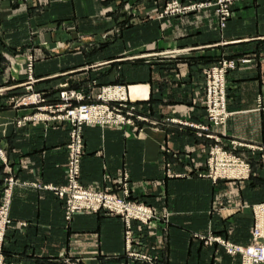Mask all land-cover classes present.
<instances>
[{"label":"crops","instance_id":"obj_1","mask_svg":"<svg viewBox=\"0 0 264 264\" xmlns=\"http://www.w3.org/2000/svg\"><path fill=\"white\" fill-rule=\"evenodd\" d=\"M164 2L0 0V186L9 176L18 182L3 242L5 264H61L65 258L82 264H239L237 256L206 240L214 236L239 246L251 243L250 206L264 202V165L250 161L252 176L245 181L198 177L213 141L167 120L204 121L199 66L223 57L244 59L249 62L228 75L231 116L222 138L264 144V108L256 104L257 96L264 94V0L234 4L223 30L210 11L158 20ZM124 21L130 27L121 37L110 32V38L102 40L103 31ZM30 29L35 30L33 87L48 100L56 99L61 84L87 92L94 80L96 87L87 92L94 96L99 86L123 83L129 103L148 116L150 123L140 130L84 126L80 182L118 191L124 181L129 199L153 208L155 218L145 225L132 224L129 233L130 250L148 256L149 262L128 256L126 228L119 217L79 212L65 223L63 200L30 186L65 183L70 130L60 122L23 123L31 110L14 109L10 103L28 84L17 62L27 54ZM53 30L61 47L49 54L55 45ZM79 43L100 46L62 50ZM128 44L133 54L155 56L127 62L122 56ZM186 48L195 50L156 56L162 50ZM167 165L184 176L168 177Z\"/></svg>","mask_w":264,"mask_h":264},{"label":"built area","instance_id":"obj_2","mask_svg":"<svg viewBox=\"0 0 264 264\" xmlns=\"http://www.w3.org/2000/svg\"><path fill=\"white\" fill-rule=\"evenodd\" d=\"M241 0H212L207 4L184 6L174 0L166 8L164 14H185L199 9L214 7L218 15V25L223 29L231 17L233 3ZM145 57H148L146 55ZM248 60H242L247 63ZM234 61H221L215 65L201 69L200 85L202 106L205 113L204 121L190 123L175 119H168L172 124L193 129L198 137L212 140L213 144L207 148L204 169L197 176L207 178L213 182L217 180L245 181L250 175L249 159L258 154L264 160V144L250 143L242 140H232L225 144L223 134L214 133L212 130L224 127L231 113L227 108V91L225 75L229 69H234ZM30 71V69H29ZM62 105L43 107L44 100L37 94L33 97H23L17 107L34 105L37 113L31 117H24L21 122H60L70 126L68 143L66 145L65 184L60 186L42 185L32 183L30 186L52 192L64 201V222L71 221L72 216L79 212H103L110 216L119 217L126 228L125 240L127 254L133 260L149 262L150 258L130 250V228L132 224L145 225L155 218L154 210L144 202L129 199L126 182L122 181L118 191L107 189L100 190L95 187L85 186L80 182V163L84 155L82 128L84 126L124 127L129 126L137 130L141 125L150 123L148 116L141 115L136 105L129 103L126 87L123 85L102 86L97 95L98 102L83 103L73 106L70 101L84 100L81 93L60 92ZM90 99V95L86 96ZM263 103V106H262ZM264 107V98L259 100L258 108ZM44 113H47L44 115ZM63 113V115H59ZM19 122V124H21ZM241 149L243 154L235 153L233 149ZM1 156V153H0ZM165 174L168 177H182L167 165ZM18 182L12 176L4 179L3 196L0 199V264H5L3 242L6 230L11 225L9 209L11 205V192ZM120 193V194H118ZM252 215L251 243L239 246L222 240L221 238L207 237L209 243L223 246L226 252L240 258V264H264V202L250 206ZM25 226V224H19ZM61 264H82L80 260L65 258Z\"/></svg>","mask_w":264,"mask_h":264},{"label":"rangeland","instance_id":"obj_3","mask_svg":"<svg viewBox=\"0 0 264 264\" xmlns=\"http://www.w3.org/2000/svg\"><path fill=\"white\" fill-rule=\"evenodd\" d=\"M24 1H27V0H24ZM30 1V0H29ZM35 1H39V0H35ZM172 1H174V0H165V2H164V5H163V7L157 12V15H156V19H158V20H163V19H165V18H180V17H185V16H189V15H193V14H197V13H199V12H202V11H210L215 17H216V19H217V24H218V15L215 13V8L214 7H211V8H207V9H199L198 11H192V12H188V13H185V14H168V15H165L164 14V12H165V10H166V8L171 4V2ZM176 1H178L180 4H182V5H184V6H192V5H197V4H207V3H211L212 2V0H197V1H185V0H176ZM241 1H244V0H241ZM241 1H238V2H241ZM237 2H235V3H233V5H232V7H231V17H232V15H233V6H234V4H236ZM124 12H126V11H124ZM132 14L130 13V16H131ZM231 17L227 20V22L231 19ZM227 22H226V24H227ZM128 27H130V22L128 21H124V22H122L121 24H117V25H113V26H111V28L109 27V29H107V30H105V31H103L101 34H100V36H101V38H102V40H107L108 38H110L109 37V33L110 32H112L113 34H115V36L116 37H121V35H122V33L128 28ZM218 27H219V25H218ZM225 27H226V25H225ZM224 27V28H225ZM223 28V29H224ZM220 29V28H219ZM223 29H220V30H223ZM46 30V29H45ZM35 30H29V34H28V38H29V46H28V51H27V54H26V56L21 60V61H18L17 62V64H19L20 66H22L23 67V69H24V71H25V73L27 74V80H28V84L27 85H25L24 86V91H23V93L22 94H20L19 96H16V97H13V98H11V100H10V103H11V105H12V107L14 108V109H19V108H27V109H30L31 110V113H29V114H26V115H24L23 117H22V119L24 118V117H31L32 115H34L35 113H37V111H36V107L34 106V105H32V106H27V107H17V104L19 105V103H20V101L23 99V97H27V98H30V97H33V95H37V94H39L41 97H42V99L44 100V103H42L43 105V107H46V106H55V105H62L63 103H64V101L60 98V92H66L68 95L70 94V93H72V92H78V93H81L82 95H83V97H85V99L82 101V100H79V101H76L75 99H73V100H71L70 101V103H71V105H72V103H73V106H75V105H78V104H83V103H92V102H96L97 100H98V98H97V95L99 94V90H100V87H102V86H99L98 87V92L94 95V96H90V99H88L86 96L87 95H89L87 92L89 91V89H94L95 87H96V81H91L90 83H89V85L87 86V88H86V90H87V92H84L83 90H75V89H71V88H69L68 87V85L67 84H61V85H59L58 87H57V95H56V99L55 100H48L47 99V97L45 96V94L44 93H42V92H40V91H37V90H35L34 89V82H35V79L32 77V72H33V66H34V63H35V56H34V54H33V49H34V47H33V45H31V43H33L31 40H33L32 38L33 37H35V32H34ZM51 33H52V35L51 36H53L52 38H53V42L55 43V45L53 46V47H51L50 49H49V54H54L55 52H57V51H59V48L61 47H59L58 45L56 46V42H57V36H58V33L55 31V30H53V31H51ZM72 36H75V35H72ZM76 36H77V38H80L81 36H80V34H76ZM71 37V36H70ZM104 37H106V38H104ZM100 46V44H95V45H93V44H90V46H86V45H84V44H82V43H79L78 45H75V46H72V45H70V46H63L62 47V50H64V51H82V50H89V48H98ZM64 48V49H63ZM197 49V48H196ZM195 50V48L193 49V48H186V49H181V50H162V51H159V52H156V56H160V57H162L163 55H165V54H169V55H173V56H180V55H182V54H187L188 52H192V51H194ZM146 55H148L149 57H152V56H155V54L154 53H149V54H142V55H137V54H133V50H132V48H131V46L128 44L127 45V47H125L124 48V53H123V56H122V58H123V60H125V61H127V62H131V61H134V60H136V59H141V58H145V60H147V58L148 57H145ZM242 60L243 59H227V58H221V59H219V60H217V61H215V62H213V63H211V64H208V65H202V66H199V68H198V75H200V74H202V72H201V69H203V68H207V67H210V66H212V65H215V64H217V63H219V62H221V61H234V63H235V68L234 69H229L228 71H227V73H226V75H225V83H226V91H227V108H228V104H229V89H228V82H227V79H228V75L231 73V72H233V71H235V70H237V68H239L240 66H243L244 64H246V63H242ZM249 62V61H248ZM247 62V63H248ZM29 69H30V71H29ZM199 77V81H200V85L202 84V80H203V78L201 79V76H198ZM114 86L115 85H123V86H125L123 83H121V84H113ZM112 84L110 85H106V87H108V86H113ZM89 87V88H88ZM3 93V92H2ZM1 93V91H0V94H2ZM127 93V92H126ZM263 98H264V94L263 95H259V96H257V98H256V104H257V107H258V104H259V100L261 101L262 100V102H263ZM127 99H128V97H127ZM99 101V100H98ZM97 101V102H98ZM129 101V100H128ZM262 106H263V103H262ZM261 106V107H262ZM264 108V107H263ZM229 111V110H228ZM230 112V111H229ZM231 113V112H230ZM45 114H47V113H44V115ZM59 115H63V113H59ZM231 116V115H230ZM205 118V117H204ZM225 127V126H224ZM224 127H220L219 129L221 130L220 131V135H224V136H226L225 135V131H224ZM232 140H235V139H232ZM232 140H227V141H224V143L225 144H228V142L229 141H232ZM229 145V144H228ZM234 151H235V153L237 152V153H239V154H243L244 153V151L243 150H241V149H233ZM244 155V154H243ZM252 160H256L258 163H260V165H264V160H262L261 158H260V156L258 155V154H256L255 156H253L251 159H249V164H250V161H252ZM261 171L263 172V169H261ZM263 174H264V172H263ZM250 176H252V170H251V166H250V175H249V178H250ZM248 178V179H249ZM247 179V180H248ZM66 181V180H65ZM218 181V180H217ZM221 181H224V180H221ZM229 181H233V180H229ZM3 182H4V180L2 181V185L0 186V199L2 198V196H3ZM65 184V183H64ZM63 184V185H64ZM13 190H14V188L12 189V192H11V197H12V193H13ZM64 202V201H63ZM262 203V202H261ZM10 210V209H9ZM64 212V211H63ZM209 237V236H208ZM211 237V236H210ZM211 238H214V237H211ZM217 238H219V237H217ZM223 240V239H222ZM225 241V240H224ZM227 242V241H226ZM213 243H215V242H213ZM206 244H212V243H209L207 240H206ZM221 246V245H220ZM223 247V246H222ZM223 249H224V251H225V253L227 254V255H229L227 252H226V250H225V248L223 247ZM3 253H4V249H3ZM229 256H231L232 258H234V257H236V256H232V255H229ZM238 257V256H237ZM239 258V257H238ZM239 264H240V258H239Z\"/></svg>","mask_w":264,"mask_h":264}]
</instances>
